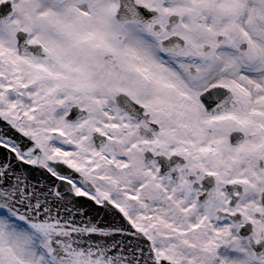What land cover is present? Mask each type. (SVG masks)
<instances>
[{
    "label": "snow or ice",
    "instance_id": "obj_1",
    "mask_svg": "<svg viewBox=\"0 0 264 264\" xmlns=\"http://www.w3.org/2000/svg\"><path fill=\"white\" fill-rule=\"evenodd\" d=\"M0 264H264V0H0Z\"/></svg>",
    "mask_w": 264,
    "mask_h": 264
}]
</instances>
